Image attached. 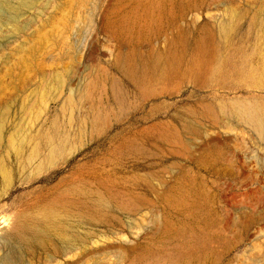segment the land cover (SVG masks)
Segmentation results:
<instances>
[{"label": "rangeland", "instance_id": "rangeland-1", "mask_svg": "<svg viewBox=\"0 0 264 264\" xmlns=\"http://www.w3.org/2000/svg\"><path fill=\"white\" fill-rule=\"evenodd\" d=\"M0 264H264V0H0Z\"/></svg>", "mask_w": 264, "mask_h": 264}, {"label": "bare ground", "instance_id": "bare-ground-1", "mask_svg": "<svg viewBox=\"0 0 264 264\" xmlns=\"http://www.w3.org/2000/svg\"><path fill=\"white\" fill-rule=\"evenodd\" d=\"M115 25H117V23H116ZM113 26H114V25H113ZM115 34H117V30L115 31Z\"/></svg>", "mask_w": 264, "mask_h": 264}]
</instances>
